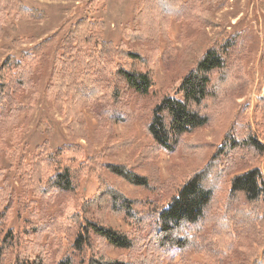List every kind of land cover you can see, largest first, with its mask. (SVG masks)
Here are the masks:
<instances>
[{
    "label": "rangeland",
    "instance_id": "1",
    "mask_svg": "<svg viewBox=\"0 0 264 264\" xmlns=\"http://www.w3.org/2000/svg\"><path fill=\"white\" fill-rule=\"evenodd\" d=\"M20 1L44 18L36 22L11 15L2 22L0 17V68L6 60L16 63L24 54H36V49H42L43 53L35 65L23 73L24 86L14 96V108H19L0 127V171L3 172L0 177V239L8 232L17 237L1 264H25L22 261L28 255L24 253L30 254L27 250L31 244L38 245L44 264H56L64 258L71 259L73 264H82L83 255L76 254L71 245L81 225L85 224L83 220L67 234L49 232L66 206H71L73 213H80L84 203L112 187L136 203L133 211L137 212L142 204L148 205L142 211L144 215L149 205L159 208L169 203L188 175L209 162L230 128L240 125L254 128L256 107L264 97V11L260 0H226L211 15L214 25L201 28L154 15L149 11V0H104L91 12V0ZM84 18L103 23L105 42L116 47L123 45L139 54L140 61L119 62L127 69L149 74L153 88L145 97L125 91L121 102L112 108L120 121L103 131L97 118L99 104L80 109L72 120L83 125V133L74 138L68 133L64 114L50 97L48 88L63 39L70 27ZM235 37L243 41L241 57L246 59L242 62L246 83L242 96L226 95L228 103L232 104L230 109L214 118L208 127L183 137L173 154L157 150L146 133L150 109L171 92L213 42ZM102 132L106 134L104 137ZM43 144L53 152L74 147L66 159L73 165H86L88 159L92 160L95 167L85 166L72 197L43 199L34 195L32 189L20 185L16 176L18 167L30 164ZM76 146L82 149V155L75 159L79 153ZM108 165L129 167L134 174L146 178L148 188L134 187L110 175ZM263 165L264 158L254 168L264 175ZM90 169L96 170L90 172ZM232 176L228 175L220 183L215 201L209 207L208 213L213 219L222 213ZM98 209L84 214L82 219L101 223L120 235L133 238L137 244L131 251L105 249L91 236L93 246L103 250L107 259L129 264H207L200 252L182 253L170 249L164 254L160 252L159 256L152 248L153 231L147 223L136 224L115 215L105 205ZM34 229L37 234L31 233ZM261 230L264 232V226ZM240 233L237 229L231 250L220 258V263L259 264L263 258L264 234L259 242L262 249L256 257L249 258L247 249L254 245H249L252 240Z\"/></svg>",
    "mask_w": 264,
    "mask_h": 264
},
{
    "label": "trees",
    "instance_id": "2",
    "mask_svg": "<svg viewBox=\"0 0 264 264\" xmlns=\"http://www.w3.org/2000/svg\"><path fill=\"white\" fill-rule=\"evenodd\" d=\"M149 1V11L154 15L185 21L189 26L201 28L214 25L211 15L226 2ZM103 2L91 0L89 11L95 10ZM260 7L264 11V0H260ZM0 8L2 22L11 15L20 20L36 22L44 18L36 10L24 7L20 0H0ZM103 32L102 22L87 18L71 26L61 43L60 55L51 75L48 93L64 114L68 133L74 138L83 133V125L72 120V116L80 109L99 104L97 118L103 131L108 125L120 121V116L114 114L112 108L121 102L125 91L145 97L153 88L149 74L127 69L119 62L140 61L139 54L123 45L116 47L105 42ZM136 35L139 37L138 33ZM242 42L240 37L221 43L213 42L171 92L160 98L150 109L146 133L157 150L173 154L183 137L208 127L214 118L230 109L232 104L228 103L226 95H234V98L242 96L246 88L242 75V62L246 60L244 56L241 57L244 54ZM36 52L24 54L23 59L16 63L6 60L0 68V127L19 108H14V96L24 86L23 73L42 56V49H36ZM263 134L264 97L256 107L254 128L248 125L230 128L209 162L202 169L188 175L167 205L159 208L149 205V209L142 215L148 205L138 203L141 205L139 210L133 211L136 203L110 187L84 203L80 213H73L71 206H66L49 232L67 234L83 220L85 224L81 225L80 233L71 245L76 254L83 255L82 264H129L107 259L104 251L94 247L91 242V236H94L96 244L103 245L105 249L131 251L136 248L133 238L120 235L101 223L82 219L84 214L92 210L99 211L98 208L105 205L111 213L136 224L147 223V227L153 231L152 248L159 256L160 252L164 254L170 249H176L182 253L200 252L207 259V264H223L220 258L231 250L236 239L234 233L240 229V235L252 240L249 245L254 246L247 249V253L249 258H254L262 249L259 242L264 234L261 230L264 226V175L258 168H254L264 158V145L261 141ZM105 135L102 132V137ZM76 149L79 153L75 159L82 155V149L78 146ZM73 150L74 147H68L53 152L43 144L36 150L30 164L18 167L16 176L20 185L32 189L34 195L43 199L72 197L85 166H90L92 162L91 159H88L86 165L67 162ZM90 167L95 166L91 164ZM106 169L110 175L134 187L148 188L146 178L134 174L129 167L108 165ZM230 174L233 176L229 181L222 213L213 219L208 213L209 207L215 201L220 183ZM0 177H3L1 171ZM206 228H209L207 232ZM35 230L31 233L37 234ZM16 238L12 232H8L0 239V264L14 247ZM27 252L31 255L24 253V256H28L24 257L23 263L44 264L37 244H31ZM56 264L73 262L64 258ZM259 264H264V252Z\"/></svg>",
    "mask_w": 264,
    "mask_h": 264
}]
</instances>
